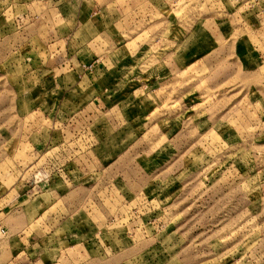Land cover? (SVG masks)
Wrapping results in <instances>:
<instances>
[{
    "label": "rangeland",
    "instance_id": "374dc122",
    "mask_svg": "<svg viewBox=\"0 0 264 264\" xmlns=\"http://www.w3.org/2000/svg\"><path fill=\"white\" fill-rule=\"evenodd\" d=\"M67 1L0 0V264H264V0Z\"/></svg>",
    "mask_w": 264,
    "mask_h": 264
},
{
    "label": "crops",
    "instance_id": "0c3cea01",
    "mask_svg": "<svg viewBox=\"0 0 264 264\" xmlns=\"http://www.w3.org/2000/svg\"><path fill=\"white\" fill-rule=\"evenodd\" d=\"M64 1V0H63ZM65 1H67V0H65ZM67 3H69L68 1H67ZM78 65L80 66V67H82L81 66V63H80V61H78ZM78 70V69H77ZM83 75H81V77H82ZM48 182H50V183H52L53 181H52V178L50 177L49 179H46L44 182H40L39 184H38V187L40 188V189H43V187L45 186V185H49L48 184ZM37 186V185H36ZM35 185L32 187V189H34L35 187H36ZM8 204L6 203V204H4V205H2L1 207H0V210H4V207L5 206H7Z\"/></svg>",
    "mask_w": 264,
    "mask_h": 264
},
{
    "label": "built area",
    "instance_id": "2783aa9c",
    "mask_svg": "<svg viewBox=\"0 0 264 264\" xmlns=\"http://www.w3.org/2000/svg\"><path fill=\"white\" fill-rule=\"evenodd\" d=\"M5 235V227L0 221V239Z\"/></svg>",
    "mask_w": 264,
    "mask_h": 264
}]
</instances>
